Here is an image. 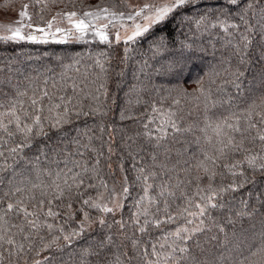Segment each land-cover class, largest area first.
I'll return each instance as SVG.
<instances>
[{
    "label": "snow or ice",
    "instance_id": "obj_1",
    "mask_svg": "<svg viewBox=\"0 0 264 264\" xmlns=\"http://www.w3.org/2000/svg\"><path fill=\"white\" fill-rule=\"evenodd\" d=\"M29 6L0 25V42L91 38L108 48L89 52L83 71L80 53L58 57L61 71L42 78L3 57L0 264H264V0L73 4L40 22ZM217 28L228 54L205 64L204 34ZM133 60L125 127L110 119L109 83L114 72L121 87L119 64ZM117 150L142 188L127 219L128 176L117 191L104 175Z\"/></svg>",
    "mask_w": 264,
    "mask_h": 264
},
{
    "label": "trees",
    "instance_id": "obj_2",
    "mask_svg": "<svg viewBox=\"0 0 264 264\" xmlns=\"http://www.w3.org/2000/svg\"><path fill=\"white\" fill-rule=\"evenodd\" d=\"M116 0H56L55 3L52 0H48V8L41 12V5L36 4L35 0H0V14L3 13L5 15H9V17L16 18L19 20L18 13L22 8V5L29 4V13L34 22H40V16L43 15L44 19L47 20L51 15L55 13L57 9H65L70 10L71 6L74 4L77 9H80L81 5H91L93 7L99 5L101 7L105 5H111L115 3ZM133 3L138 2V0H132ZM65 5H68V8H65ZM16 20L11 22L0 20L1 23H15ZM27 20H25V23ZM61 25L67 23L66 20L60 22ZM121 23L118 19L114 20V24ZM111 27V26H110ZM219 34V35H218ZM222 29L213 30L211 36L208 33L204 34V42L205 46L208 48V52L205 55V64H216L220 59L221 53L224 55L228 54V50L225 47H222L223 40L220 39V36H223ZM216 44L215 52L213 53V49L210 46V43ZM115 47V46H113ZM108 46L103 44L97 40H92L89 38L87 41H74L70 40L67 43L58 42L49 40L47 43L40 42H29V41H20L17 43L5 44L0 42V63H3V57L6 55H15L21 61V67L24 69L26 74L36 75L37 73L41 74V78L43 75H52V72L59 73L61 71V60L58 57L65 56H73L75 53L81 54L82 63L80 65L81 71L84 70L85 64H91L92 61L88 58V53H96L97 51L106 50ZM123 45L120 46L119 49H115L111 53L114 57L113 64L118 63L115 57H119L122 55ZM257 55L255 52L253 53V59H257ZM67 59L63 60V63H68ZM200 65H198L199 67ZM120 68L125 69V76L123 77L124 83L121 87H117V77L113 72V79L109 83V95L111 97L116 98V106H114L113 112L110 113V119L116 121L117 123H122L125 127H134V125H130L128 121H120L119 111L121 107L125 106V93L128 90L129 85L135 83L133 78V72L135 69V61H131L128 66L125 68V65L119 64ZM51 69L52 71H48ZM74 71V69L72 70ZM195 69L193 73L187 74L188 79L185 82V86L189 89L194 88L196 85L193 83L195 78ZM248 74L244 78L245 84H247ZM158 83H163V79L157 81ZM260 91L257 90L256 96H260ZM189 106H191L192 102H188ZM138 112H146V107L136 106ZM146 117H140V119H144ZM83 119V118H82ZM79 123V122H78ZM87 123L89 125L92 124L91 120H88ZM83 127L82 124H80ZM97 135L99 132L97 131ZM104 140H107V134L104 136ZM120 141V136L117 134L114 137V146L118 145ZM99 143V141H97ZM107 155V153L105 152ZM119 155V151L117 150L116 154L112 157V165L114 172H110L106 167L104 168V175L107 179L109 185L115 184L117 191H119L123 185V177L126 174L128 176L129 183V194L124 201V209L123 214L125 219L128 218L130 211H135L133 207V201L139 198V195L142 194L141 183L136 180V173L132 169V161L128 158H125L124 162V171L122 172L118 167L117 156ZM152 190H150V193ZM154 194V193H152ZM119 216V213H117ZM59 222V221H58ZM71 223V222H70ZM74 226V225H72ZM247 226V225H245Z\"/></svg>",
    "mask_w": 264,
    "mask_h": 264
},
{
    "label": "rangeland",
    "instance_id": "obj_3",
    "mask_svg": "<svg viewBox=\"0 0 264 264\" xmlns=\"http://www.w3.org/2000/svg\"><path fill=\"white\" fill-rule=\"evenodd\" d=\"M18 19H19V18H18ZM0 20H3V21H9V22H11V21H13V20H16V21H17L16 18L9 17L8 14L5 15V14H3V13L0 14ZM9 22H8V23H1V22H0V25H3V24H9ZM116 24L119 25V23H116ZM61 26H67V23H64V24L61 25Z\"/></svg>",
    "mask_w": 264,
    "mask_h": 264
}]
</instances>
